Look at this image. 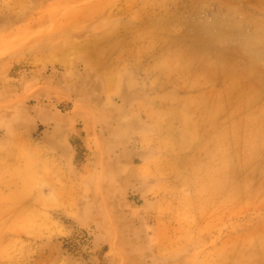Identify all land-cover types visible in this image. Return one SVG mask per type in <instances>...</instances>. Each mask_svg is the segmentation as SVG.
<instances>
[{
	"label": "rangeland",
	"instance_id": "1",
	"mask_svg": "<svg viewBox=\"0 0 264 264\" xmlns=\"http://www.w3.org/2000/svg\"><path fill=\"white\" fill-rule=\"evenodd\" d=\"M0 264H264V0H0Z\"/></svg>",
	"mask_w": 264,
	"mask_h": 264
},
{
	"label": "bare ground",
	"instance_id": "2",
	"mask_svg": "<svg viewBox=\"0 0 264 264\" xmlns=\"http://www.w3.org/2000/svg\"><path fill=\"white\" fill-rule=\"evenodd\" d=\"M158 162V161H157Z\"/></svg>",
	"mask_w": 264,
	"mask_h": 264
}]
</instances>
